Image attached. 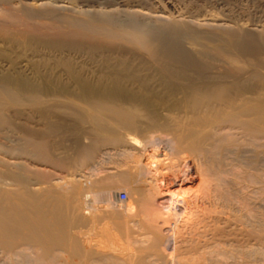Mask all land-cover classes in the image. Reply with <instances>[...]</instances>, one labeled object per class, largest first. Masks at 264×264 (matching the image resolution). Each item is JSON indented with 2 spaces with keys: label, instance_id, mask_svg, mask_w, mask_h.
Here are the masks:
<instances>
[{
  "label": "bare ground",
  "instance_id": "1",
  "mask_svg": "<svg viewBox=\"0 0 264 264\" xmlns=\"http://www.w3.org/2000/svg\"><path fill=\"white\" fill-rule=\"evenodd\" d=\"M22 1L23 7L11 5L27 20L59 21L60 13H74L83 18L71 23L74 29L119 42L112 45L111 40L112 47L72 44L64 49L49 43L38 46L29 37L2 41L0 109L4 96L9 105L21 103L19 99L41 105L42 97L73 96L94 113L91 120L102 131L99 138L106 147L100 154H117L128 161L121 181L128 189L133 186L138 198L135 203L119 202L124 205L116 209L110 188L95 185L84 191L70 176L47 179L32 189L40 191L36 193L27 180L28 173L37 175L38 170L0 150V169L9 171L0 172V264H53L59 253L72 264L74 258L80 259L77 264H135L129 252L139 242L133 235L140 226L149 243L143 251L150 259L156 257L154 264H191L197 255L222 253L241 255L243 264H264V84L256 86L255 73L247 79L235 72L211 77L215 70L210 71L207 63L209 49L202 48L205 52L199 54L204 63L197 54L202 50L192 56L181 46L184 37L192 42L206 37L218 41L227 53L257 55L258 46L250 47L249 42L260 38L234 31L228 21L198 25L190 14L173 16L156 0H84L81 7L68 0ZM119 17L123 23L117 22ZM197 25L204 31L199 32ZM216 30L227 37L212 35ZM138 109L146 114L140 116ZM4 117L0 116L1 123ZM16 171L25 172L26 178H19ZM80 195L85 198L81 203ZM102 199L106 218H111V208L118 212L119 236L117 244L108 246L114 255L100 258L98 253V262L92 257L98 248H88L90 241L83 247L79 227L86 215L98 212L94 205ZM125 253L128 258L123 259ZM190 254L193 259L186 260ZM140 260L137 264H148Z\"/></svg>",
  "mask_w": 264,
  "mask_h": 264
},
{
  "label": "rangeland",
  "instance_id": "2",
  "mask_svg": "<svg viewBox=\"0 0 264 264\" xmlns=\"http://www.w3.org/2000/svg\"><path fill=\"white\" fill-rule=\"evenodd\" d=\"M19 1L18 0H0V7H1L0 12L2 11V13H0V45H1L2 41L4 42L7 39L8 40H10V39H20L21 40L25 37L31 38L32 41L34 43H36L37 45L49 43L50 46L53 45V47L58 45L57 47L62 46V48H64L67 46L66 49H69V46H72V44L73 45L79 44V46L82 48H90L93 46H104V45L112 47L111 46L112 43H113L112 45H115V43L119 42V41H115L111 37L106 39L107 36L106 35H105L106 37L102 36L103 34H101V35L100 34L99 35L94 34V35L88 36L84 30L80 29L81 30L80 31L78 29H74L73 27H71V23H73L75 19H78V17L80 19L82 18V16H80L78 14H74V13L71 14L68 12H62L59 14V16H61L60 18L63 17L64 19H67L68 22L66 24L62 19L58 18L59 16L57 17L59 19V21L58 20L55 21L54 19L51 20L49 18L48 19L41 18L40 20L39 19L27 20V18L24 17V14L22 12H19L16 9H15L16 11H14L12 8L13 5H11V4H13L15 2H17L21 7H23L22 4L24 3V1H22V0H19ZM88 1H91V0H88ZM156 1L158 2V4L161 5L160 6L161 8L163 7L162 9H164V11L172 14L173 16H175L179 13H186L187 15L190 14L188 16H190L194 21H196V23L198 25L202 24L203 22L204 23H206V22H209V23L212 22L213 23V22L217 21L218 23H225L226 21H228V22L233 24V26L235 28L234 31H242V32H246L248 34L251 33V35L253 37L260 38L256 42L255 41L249 42L250 47L258 46L256 48L258 49L257 51L260 54L257 52V55L247 53L244 56H238V55H236L235 52H231V53L228 52L227 53L225 50H222L223 46L221 44H219L218 41L217 42L216 41L215 42H209V41H207L208 39L206 37H204V38L201 37L202 39L198 38V39L194 40L193 42L191 40H189V38L184 37V38H182L183 40L181 39L182 40L181 46L182 47L184 46L183 48H186L187 50H189L191 52V54H190L189 51L184 49L188 54L192 55L194 53L192 56H194L195 52H198V50L200 52L202 50V48L203 49L205 48V50L209 49L208 51H206V54L210 55V56H208V57H210L209 59L206 58L207 63L209 62L210 65L213 64V65H211V67L209 65L210 71L215 70V72L213 71L214 74H212L211 77H217V76L221 75L220 73L225 74L226 72L228 74H230L229 76H233L231 74H232V72H233V74L235 72L234 75L239 76L240 74H243L242 75L243 77L241 75H240V77H242V78L245 77V79H247V78H250L251 76L254 77L255 75L253 76L251 74L255 73L256 76L254 77V80L257 77H259V79L258 78L257 79L260 81V82L259 81L257 82V80H255L257 82V83L255 82L256 86H258V85L260 86L261 85L260 83H262V85L264 84V82H263L264 81V65H263L264 64V54H263L264 53V51H263L264 50L263 49L264 48L263 47L264 46V39H263L264 38V0H187V1L186 0H156ZM68 2L69 3L71 2L70 4L73 3L72 4L73 6L76 4L77 6L81 7L80 4H83L84 0L83 1H81V0H68ZM77 6H75V8H78ZM152 8H153V6H152ZM119 19L120 20H117L118 23H119V21L121 22V20L123 18L119 17ZM121 23H123V21ZM67 26H68V28H67ZM197 29L199 32L204 31L203 28H200V26H198ZM212 35H214L218 38L220 37V39L227 37V35L225 33H222L218 30L213 32ZM79 37H81V39ZM79 40H80V42H79ZM260 40L263 42H260ZM36 41H38V43ZM88 41H90V42H88ZM195 41H197V42H195ZM69 42H71V44ZM83 43H85V44H83ZM256 43L257 44L259 43V45H257ZM80 44L84 45V46H81ZM85 46H87V47H85ZM107 46H105V47H107ZM107 48H109V47H107ZM14 49H13V51H15L14 53L17 54L19 52L18 49H16V48H14ZM220 49H221V51H220ZM202 52L204 54L205 51L202 50L201 53H197V54L198 55L202 54ZM209 53H211V54H209ZM198 55H197V57L199 58L200 55L199 56ZM202 57H203V55L200 56V59H201V60L199 59L200 61H202V59H203ZM206 59L204 58L203 60H206ZM254 59H255V61H254ZM202 62H204V61H202ZM213 72H211V73H213ZM208 73L210 74V72H208ZM53 97H55V96H53ZM24 98L26 99V97H24ZM24 98H23V100H24ZM2 99L6 103H5V106L3 104V107L0 109L1 110L0 116H5L4 117L5 122H2V123L0 122V150L2 152H10V153H13V155H17L15 157H18V158L20 157V161H23L22 163L24 164L25 167L29 166V169L34 168V169H36V172L38 170V173L40 172V175H43V176L46 175L45 176L46 178L40 177L38 173H37V175H35L36 173H33L34 171L32 172L31 171L32 169H31L30 171L32 172L33 176L28 173V180L25 179V181L27 180L28 184L31 185V183H33V185H31L29 187V188H31V190L34 189V187L36 189H39L42 184H44L45 182H48L47 179L52 180L53 177H54L53 179H58V180H60L59 178H66L67 177V179H70V177L71 178L75 177L77 180H79L78 183H79L80 187H82L81 189H83L84 191L88 190V187H90V186L91 187L93 186L92 188H96L97 186H95V185H98V186L100 185L102 187L110 188L111 189V195L114 198V199L113 198L112 199L115 200V208L116 209L120 208L121 205H124V204L119 203L117 201V199H115L118 192H125L127 194L128 199H127L126 203L128 201L131 203L136 202L135 200H137L138 195L134 192L133 186L129 185L128 186L129 189H128L127 186L125 184H122L123 182L121 181V174L123 172H125V169L127 166L126 164L128 163V161H126V159L123 156H120L117 154H109L110 156L104 155V157L100 154L101 147H102V149H104L106 147H103L104 142L101 141L102 137L99 138L100 135H103L102 131L100 132L99 131L100 129H96L97 124H95L91 120L94 117V113L90 109H86V107H82L83 105L80 106V103H78V101H76L73 98V96H70V95H59V96L56 95L55 98H52V96L46 97V98L42 97L41 101L43 104L40 103L41 105H39V104L36 105V104L30 103V102H26L27 100L22 101L21 99H19L21 101V103L18 104L16 102V104L10 103V105H9L8 99H6L5 96L2 97L1 100ZM19 100H18V102H19ZM7 110H8V112H7ZM138 111L139 112L137 114L140 113V116H144L146 114V112H143L141 109H138ZM57 123H58V125H57ZM17 124H19V125H17ZM48 124H49V126H48ZM11 125H12V127H11ZM52 127H53V129H52ZM104 134L106 136H108L109 138L111 137V134H109V133H104ZM107 134H109V135H107ZM155 134H152L153 137ZM156 136L157 135H155V137ZM160 136H162V135H160ZM160 136H158V137H160ZM96 137H97V140L98 139H100V140L97 141ZM139 139H143V138L140 137ZM152 139H156V138H152ZM152 139H150V140H152ZM33 140H35V141H33ZM156 141H158V140H156ZM101 142H103V143H101ZM161 146L162 145H159L160 148H161ZM84 149L89 150L88 151L89 156H86V157H88L87 159L84 158L85 153H86ZM90 156H92V158ZM88 159H89V161H88ZM92 160H93V162H92ZM123 161L124 162L126 161V162L124 163ZM25 163H26V165H25ZM26 168H28V167H26ZM122 168H123V170H122ZM92 169H94V170H92ZM0 172L1 173L3 172L5 174L9 171L5 172V170L0 169ZM16 173L18 175L20 174L19 178H21L22 176H24L22 178H26L25 172H24L25 174L24 173L21 174L22 172L18 173L17 171L14 172V174H16ZM56 177H59V178H56ZM34 183H36V184L34 185ZM39 183H41V184H39ZM251 186H252V184H251ZM251 186L249 187V189L251 188ZM130 187H132V188H130ZM32 191H34V190H32ZM36 191L37 190H35L34 192H36ZM39 192L40 191H37L36 193H39ZM41 192H42V190H41ZM132 193L133 194L135 193V195H137V197L135 195L133 196ZM79 199H80V203L83 200L85 201V198L83 195H80ZM104 202L105 201L103 199L101 201L98 200L97 203L94 205L95 210H98V212L97 211L96 212L98 214H102V215L98 218V214L95 213V211H94V213H95V215L96 214L97 215L96 216L91 215L92 218H91V216L86 215L85 216L86 219L84 220L83 224H81L79 227L80 228L79 229L80 241H81L82 245L84 244L83 247L87 248V246H86V245H88L87 241L92 242L91 244L89 242L88 248H91V246H93V245H94L93 249L97 247L98 250L95 249V252L97 251V253H95V255L99 253L98 256L101 255V256H99L100 258H102L103 254L104 255H106V254L110 255V254L114 253L113 251H111V250H113V248H109L108 246L110 245V247H113V246H111V243L117 244L116 239H118V236H119V232L116 231L117 230V228H116L117 227V225H116L117 220L115 219V217L117 215L116 213H118V212H116L115 208H111L109 210L111 218L110 217L106 218L108 216V213H107V209L105 207ZM117 206H118V208H117ZM104 214L106 216H104ZM112 216H114V217H112ZM93 218H94V220H93ZM109 218L111 220H108ZM112 219H113V221H112ZM104 220H105V222H104ZM98 221H99V223H98ZM140 227H137V229L135 228L136 230H135V234L133 235V237L134 238L136 237L135 239L139 242H137L136 244H133L131 246V248H130L131 253L129 252V255L131 254L130 259L131 260L133 259L132 262L135 264H137L139 259H141L142 261L146 260V263L150 264L149 262L152 263L153 262L152 260H154V259L156 260V257L154 259H150V258H152V256L144 253L145 251H143V250H147V243L148 242H147L146 237L143 238L144 236L142 234L145 232H142V228L140 229ZM81 234H82V236H81ZM137 234H140L141 237L139 236L140 237L139 238ZM98 235H100V236H98ZM140 239H141L142 243L144 242L143 244L140 242ZM107 240L110 242H108ZM102 241H103V243H102ZM86 242H87V244H86ZM143 245L145 247H143ZM141 246L144 249H142ZM102 247L105 250H103ZM37 253L39 254V252H37ZM38 254H36V255H38ZM125 254L122 256L123 259H125V257H127L128 253H125ZM222 254L216 255L217 258L215 256V254L210 255V256H209V254H201L199 256L197 255L196 257H193L194 259L192 258L191 254H190L191 258H190V256H189V258H188V256L187 257L184 256V257H186L185 258L186 260H188V259L192 260L193 259L191 264H194V263L195 264H199V263L200 264H217V262H218V264H232V263L233 264H240L241 262H242L241 264H243L246 262V260L242 261V259H245V258L240 257L241 255H239V254H238V257H237V254H234V256H233V253L232 254L225 253L223 255ZM65 255L66 254L59 253L57 255V257H60V258H57V259L55 258L56 260L54 259L53 264H57L56 262H59L58 264H60L62 262H65V263L67 262V264H70V263L72 264V262L70 261V258L68 256H65ZM95 255L92 257L97 258L98 256L97 255L95 256ZM145 255H149L150 257L145 256ZM228 255H230L231 257ZM137 256H138V258H137ZM204 256H206V257H204ZM66 257L69 259H67ZM148 257H149V259H148ZM98 258H97V260L99 262ZM200 258H201V260H200ZM72 259L73 258H71V260ZM90 259H88V261ZM92 259H91V261H92ZM58 260H60V261H58ZM73 260H74L73 263H75V260H76L75 264H77V262L80 263V261H77L80 259L74 258ZM94 260L95 259H93V261ZM97 260H95V261H97ZM135 260H137V261L135 262ZM9 262H11V261H9ZM143 262L145 263V261H143ZM65 263H62V264H65ZM154 263L155 262H153L152 264H154Z\"/></svg>",
  "mask_w": 264,
  "mask_h": 264
},
{
  "label": "built area",
  "instance_id": "3",
  "mask_svg": "<svg viewBox=\"0 0 264 264\" xmlns=\"http://www.w3.org/2000/svg\"><path fill=\"white\" fill-rule=\"evenodd\" d=\"M116 199L118 202H126L127 201V194L125 192H118L116 195Z\"/></svg>",
  "mask_w": 264,
  "mask_h": 264
}]
</instances>
